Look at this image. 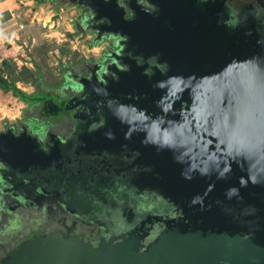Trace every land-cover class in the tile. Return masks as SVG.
I'll return each mask as SVG.
<instances>
[{
	"label": "flooded vegetation",
	"instance_id": "af4514ba",
	"mask_svg": "<svg viewBox=\"0 0 264 264\" xmlns=\"http://www.w3.org/2000/svg\"><path fill=\"white\" fill-rule=\"evenodd\" d=\"M56 2L77 12L72 28L86 49L60 64L56 81L40 78L32 93L38 100L0 130L27 133L37 152L53 156L43 170L1 167L0 264L40 238L97 243L123 232L151 231L157 222L148 218L141 197L153 163L164 167L182 158L198 179L208 178L210 133L198 116L212 92L210 78L180 59L195 49L196 33L169 4L181 3L189 14L188 3L194 2L231 18L264 12V0ZM215 54L220 58L212 61L222 64V55ZM210 58L198 62L205 65ZM183 76L194 82H183ZM110 134L115 138L108 139ZM208 205L193 207L203 214Z\"/></svg>",
	"mask_w": 264,
	"mask_h": 264
},
{
	"label": "water",
	"instance_id": "95a60500",
	"mask_svg": "<svg viewBox=\"0 0 264 264\" xmlns=\"http://www.w3.org/2000/svg\"><path fill=\"white\" fill-rule=\"evenodd\" d=\"M188 4L189 14L181 3L169 5L196 33L195 49L191 42L192 50L180 59L210 78V98L197 115L210 133L208 178L194 176L189 160L182 158L164 167L153 163L141 197L148 218L157 222L151 231L123 232L97 243L40 238L5 264H264V12L231 18ZM215 53L222 55V64L212 61L220 58ZM208 55L207 64L198 62ZM183 82L186 90L192 88ZM195 102L192 98L190 106ZM36 148L27 133H0V176L2 166L22 172L50 166L53 156ZM199 203L211 204L209 210H195Z\"/></svg>",
	"mask_w": 264,
	"mask_h": 264
},
{
	"label": "rangeland",
	"instance_id": "374dc122",
	"mask_svg": "<svg viewBox=\"0 0 264 264\" xmlns=\"http://www.w3.org/2000/svg\"><path fill=\"white\" fill-rule=\"evenodd\" d=\"M0 63L7 60L16 74L23 68L45 84L56 81L62 62L82 56L80 38L72 28L77 12L56 0H0ZM56 2V3H55ZM55 3V4H54ZM60 69V68H59ZM8 83L10 79L7 78ZM34 85L17 82L16 87L32 94ZM25 104L0 88V130L4 123L20 118Z\"/></svg>",
	"mask_w": 264,
	"mask_h": 264
},
{
	"label": "trees",
	"instance_id": "16d2710c",
	"mask_svg": "<svg viewBox=\"0 0 264 264\" xmlns=\"http://www.w3.org/2000/svg\"><path fill=\"white\" fill-rule=\"evenodd\" d=\"M7 78L10 79L8 83ZM39 76L27 68L16 74L15 68L9 65L7 60L0 63V88L4 91L11 92V94L20 100L22 103L27 104L34 100H38L37 94H26L16 87L17 82L23 83H36L39 82ZM36 98V99H35Z\"/></svg>",
	"mask_w": 264,
	"mask_h": 264
},
{
	"label": "clouds",
	"instance_id": "9594fccd",
	"mask_svg": "<svg viewBox=\"0 0 264 264\" xmlns=\"http://www.w3.org/2000/svg\"><path fill=\"white\" fill-rule=\"evenodd\" d=\"M115 137H114V135H112V134H110L109 136H108V139H114ZM242 180H243V178H241ZM242 186H246V184L245 185H242Z\"/></svg>",
	"mask_w": 264,
	"mask_h": 264
},
{
	"label": "crops",
	"instance_id": "0c3cea01",
	"mask_svg": "<svg viewBox=\"0 0 264 264\" xmlns=\"http://www.w3.org/2000/svg\"><path fill=\"white\" fill-rule=\"evenodd\" d=\"M0 5H3V2H2V3H0Z\"/></svg>",
	"mask_w": 264,
	"mask_h": 264
}]
</instances>
